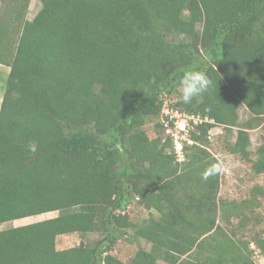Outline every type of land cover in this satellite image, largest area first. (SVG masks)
<instances>
[{
  "label": "trees",
  "instance_id": "trees-1",
  "mask_svg": "<svg viewBox=\"0 0 264 264\" xmlns=\"http://www.w3.org/2000/svg\"><path fill=\"white\" fill-rule=\"evenodd\" d=\"M37 1L32 19L31 0L0 3V224L57 215L0 231V264H256L264 186L229 199L222 171L202 174L222 165L217 126L234 136L220 150L264 174V0ZM192 68L212 83L184 105ZM166 102L200 120L180 162ZM132 204L140 214L126 213ZM72 234L79 244L57 249ZM123 238L150 249L122 259Z\"/></svg>",
  "mask_w": 264,
  "mask_h": 264
},
{
  "label": "rangeland",
  "instance_id": "rangeland-1",
  "mask_svg": "<svg viewBox=\"0 0 264 264\" xmlns=\"http://www.w3.org/2000/svg\"><path fill=\"white\" fill-rule=\"evenodd\" d=\"M39 9H40V3L37 0H31L27 12V18L32 19L37 14ZM6 71H7V67H6ZM6 71H4L5 73L0 72V87L3 92L5 89V84L8 76ZM238 115L240 121H244L249 117V113L244 106H241L239 108ZM147 127L150 128L151 126L148 125ZM250 135L253 146H256L259 140V132L253 131L251 132ZM232 136L227 137L226 134L224 133L223 128L220 126L211 129V131L209 132L211 151L216 155H218L219 153L218 150H220V148L223 147V145H225L226 142L229 143L234 139V136L233 137ZM219 159L222 161V167L224 169L222 171V176H221L222 182L220 188V195L222 197L229 199H240L241 197L247 196L248 192L254 185L264 186V174L254 175L250 169V164L243 162L242 160H240L238 156H234L232 154L227 153L226 151L225 152L222 151V155ZM126 213L130 215L133 214L138 215L141 212H139V209L135 204L134 205L132 204L131 207L128 208ZM56 215H57L56 212L55 213L50 212L38 216H32L11 222H6L0 224V231L10 227H17V226L31 224L37 221L54 217ZM142 216L144 218L146 214L143 213ZM261 227L264 229V223L262 224ZM96 238L97 236L95 234H90L86 236V240H93ZM81 239L82 237L78 234L60 236L57 238L56 247L59 250L67 249L72 246L78 245ZM125 239L126 238H123V240H121L119 243L116 244V249L120 250V252L124 253V256L128 258L129 255H131L134 252V250L137 249V247L128 245ZM254 260L256 264H264V257H261L258 254H255Z\"/></svg>",
  "mask_w": 264,
  "mask_h": 264
},
{
  "label": "clouds",
  "instance_id": "clouds-1",
  "mask_svg": "<svg viewBox=\"0 0 264 264\" xmlns=\"http://www.w3.org/2000/svg\"><path fill=\"white\" fill-rule=\"evenodd\" d=\"M211 80L205 70L192 68L186 70L180 80V98L184 105H189L194 98L202 96L207 92L211 85ZM220 163H213L208 166L202 174L203 179H208L209 176L223 171Z\"/></svg>",
  "mask_w": 264,
  "mask_h": 264
},
{
  "label": "built area",
  "instance_id": "built-area-1",
  "mask_svg": "<svg viewBox=\"0 0 264 264\" xmlns=\"http://www.w3.org/2000/svg\"><path fill=\"white\" fill-rule=\"evenodd\" d=\"M160 121L165 128L166 134L170 135L173 140L177 161H183L182 142L187 140V132L191 128L189 122L192 121V124H196L200 120L169 108L166 102L161 111ZM188 143L190 142L188 141Z\"/></svg>",
  "mask_w": 264,
  "mask_h": 264
},
{
  "label": "crops",
  "instance_id": "crops-1",
  "mask_svg": "<svg viewBox=\"0 0 264 264\" xmlns=\"http://www.w3.org/2000/svg\"><path fill=\"white\" fill-rule=\"evenodd\" d=\"M4 71H6V67L5 66H3V65H1L0 64V72H2V73H5ZM8 72H9V68L7 67V71H6V73L8 74ZM2 97H3V91L1 90V87H0V105H1V101H2ZM253 132V131H252ZM211 151V150H210ZM219 151V153H218V155H216L215 153H214V155H216V157H218V158H220L221 157V155H222V151L221 150H218ZM144 214H146V216L145 217H147L148 216V212H145ZM142 215H143V213H142ZM143 217V216H142ZM128 244V243H127ZM128 245H132V246H136V247H143L144 249H146V250H149L150 249V243L149 242H147V241H145V240H143V239H137V240H134L133 242H132V244H128ZM135 251V250H134ZM115 253L117 254V255H119L122 259H126L127 257H125L124 256V254L123 253H119V250H115ZM134 253V252H133ZM132 255V254H131ZM131 255H129V257L131 256ZM162 264V263H161Z\"/></svg>",
  "mask_w": 264,
  "mask_h": 264
}]
</instances>
